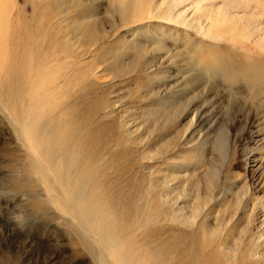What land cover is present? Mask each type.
<instances>
[{
  "label": "rangeland",
  "instance_id": "374dc122",
  "mask_svg": "<svg viewBox=\"0 0 264 264\" xmlns=\"http://www.w3.org/2000/svg\"><path fill=\"white\" fill-rule=\"evenodd\" d=\"M53 1L2 9L0 264H151L175 241L264 264V0ZM7 100L56 172L83 168L66 204L89 214L60 207Z\"/></svg>",
  "mask_w": 264,
  "mask_h": 264
},
{
  "label": "bare ground",
  "instance_id": "6f19581e",
  "mask_svg": "<svg viewBox=\"0 0 264 264\" xmlns=\"http://www.w3.org/2000/svg\"><path fill=\"white\" fill-rule=\"evenodd\" d=\"M6 1V0H5ZM4 0H0V24H2V13L4 12V7L6 8V5L8 4V1H7V4ZM57 0H54L53 2L56 3ZM130 4H127V6H129ZM126 6V7H127ZM157 7V6H156ZM67 7L64 8V10H67L66 9ZM121 8V7H120ZM130 8V7H129ZM125 9V8H124ZM132 11H129V12H132L135 10V8H131ZM134 9V10H133ZM121 15L123 16V11H121ZM126 13V12H125ZM170 15V14H169ZM81 17V18H80ZM80 17H76L75 19L72 20V22L74 23H77L79 22H82L81 19L82 18H91L92 17V14L91 15H86V17H83V16H80ZM91 21L93 19H90ZM173 20V19H172ZM89 21V20H88ZM88 21L86 22L87 23V26H88ZM90 21V22H91ZM83 23V22H82ZM85 23V22H84ZM77 29L80 30V33L82 32H85L83 35H87L89 38L90 37H93V36H97L98 35V31L95 29V25H90L88 26L87 29L86 26L82 27L81 24L80 25H76ZM1 27V26H0ZM38 27V26H37ZM74 27V26H72ZM76 29V30H77ZM3 34V33H2ZM4 35V34H3ZM92 39V38H91ZM129 42H131V40H129ZM7 52V51H6ZM1 53V52H0ZM5 54V53H4ZM2 55V54H1ZM3 61V57L1 56L0 57V66L2 65V62ZM31 68V67H30ZM16 72V71H15ZM95 75V74H94ZM33 91V90H32ZM3 91H2V87H1V84H0V97L3 95ZM5 96V95H4ZM7 102H4L7 110H8V113H9V116L11 118H13L12 120H14L16 122V124L18 123V126H17V132H18V136L20 138V135L24 138V141L27 140V145H30L31 148L36 152L37 156L39 157V159L44 163L46 162V164H50L51 168L47 169L49 173H51V175L53 176L52 178H50L49 175H45L46 178H50L52 180L53 183H55L56 185L55 186H58L60 188V193H61V197L57 198V202L59 203L60 207L63 209V211H66V213L68 212L70 216H72L73 218H76L79 220V216L80 215H87V211L84 210V212L82 211V208L80 207H71L69 208V206L66 204L67 202L70 203H74L73 202V197H74V193H77L75 192V187H76V184L78 183L79 179L81 178L82 174L84 173V170L83 168L80 166V164L76 163L75 165H71L69 164V166L67 167H63L62 170L60 167H58L60 169V171L56 172L55 170V167L53 164V160H51L50 156L47 154V149L48 147L46 145H41L40 147H36L35 148V142L34 141H31L33 140V134H31V126L33 125V122H35V117L31 114V113H25V115H22L21 112L19 113L18 110H16V106H15V103L13 102H9V100H7ZM3 104V105H4ZM19 108V107H18ZM43 110V109H41ZM26 112V111H25ZM12 114V115H11ZM46 120V119H45ZM38 131V130H37ZM47 132V131H46ZM31 139V140H30ZM31 141V142H30ZM25 144V143H24ZM59 144V143H58ZM53 146V145H52ZM57 146V144H56ZM74 150V149H73ZM89 152V151H88ZM73 155V154H72ZM78 155V154H77ZM89 156V155H88ZM70 158V157H68ZM84 159V158H83ZM84 162V161H83ZM87 164V163H86ZM71 166V167H70ZM49 180V182L51 181ZM45 182V181H44ZM47 186V184H45ZM78 185V184H77ZM78 188V187H77ZM82 189V188H81ZM173 189V188H172ZM171 189V190H172ZM81 191V190H80ZM86 192V191H85ZM67 196V197H66ZM54 198V199H55ZM65 198V199H64ZM83 199V198H82ZM80 200V199H79ZM203 200V199H202ZM210 200V199H209ZM66 201V202H65ZM54 202V201H53ZM263 203V201H262ZM261 203V204H262ZM204 204V203H203ZM138 206V205H137ZM58 207V208H60ZM130 207H132V205H127V208H126V213L127 215H131L132 212L134 213L135 210L134 208L132 207V210H130ZM204 207V206H203ZM256 207V206H255ZM259 207V206H257ZM138 208V207H137ZM141 210V209H140ZM147 210V209H146ZM178 210V209H177ZM251 211V210H250ZM139 212L140 211H137V214L139 215ZM160 213V212H159ZM162 213V212H161ZM89 214V213H88ZM197 215V213H195ZM156 216H158L156 214ZM155 216V217H156ZM161 216H164V212H163V215ZM253 216V215H252ZM207 217V216H206ZM88 217H86V220H87ZM157 218V217H156ZM159 218H162V217H159ZM177 219V217H174ZM180 218V217H179ZM202 218V217H201ZM231 218V217H230ZM126 219V217H125ZM124 219V220H125ZM251 220V219H250ZM126 221V220H125ZM129 221V220H128ZM127 221V222H128ZM134 220H132V223H133ZM142 222V221H141ZM235 222V221H234ZM111 223V222H110ZM150 223V221H149ZM148 223V224H149ZM236 224V223H234ZM142 225V223H141ZM202 225V224H201ZM200 225V226H201ZM210 225V224H209ZM222 225V224H221ZM227 225V224H226ZM130 226V225H129ZM184 226V225H183ZM223 226V225H222ZM232 226V225H231ZM89 227V226H88ZM103 227V225L101 226V228ZM131 227V226H130ZM134 227V226H133ZM148 227V226H147ZM131 229V228H130ZM135 229V228H134ZM86 230V229H85ZM88 230V229H87ZM203 230V229H202ZM89 233L87 234L89 237H91L95 242L96 244H98V247L100 248L102 246V244L107 247L106 245V242H105V238L103 237V234L99 233L97 229H93V230H88ZM197 231V230H196ZM201 231V230H200ZM199 232V231H198ZM103 233V232H102ZM110 235V234H109ZM206 235V233H205ZM208 235V233H207ZM203 237V236H202ZM260 237V236H259ZM118 238V236H117ZM116 240V239H115ZM114 240V241H115ZM184 240V239H183ZM197 240V239H196ZM93 241V242H94ZM221 241V240H220ZM94 242V243H95ZM194 242V241H193ZM197 242V241H196ZM195 242V244H196ZM206 242H208V245H212L210 243V240L208 241H204L203 243V247H205V244ZM212 242V241H211ZM214 242V241H213ZM222 242V241H221ZM161 243V242H160ZM192 244V242H191ZM194 244V243H193ZM159 245V244H158ZM215 245V244H214ZM156 246V245H155ZM192 246V245H190ZM201 246V245H199ZM216 246V245H215ZM217 247V246H216ZM214 247V248H216ZM112 248V247H111ZM182 248V247H181ZM185 248V247H184ZM190 248H193V247H190ZM197 248V247H196ZM202 248V247H200ZM206 248V247H205ZM219 250V248H217ZM104 250V248H103ZM106 250V249H105ZM184 250V249H183ZM199 250V248H198ZM202 250V249H200ZM212 250V248H211ZM210 250V251H211ZM102 251V250H101ZM181 250H179V244L175 242H163L160 246H158L157 248H152V257H151V264H192L193 262L196 263L195 261V258L192 256L193 254L191 250H187L185 249L184 251H182V253H180ZM186 251L185 254H183L184 252ZM104 252V251H103ZM203 252V251H202ZM104 253H107V252H104ZM196 253V252H195ZM194 253V255H195ZM201 253V252H200ZM199 253V256L201 255ZM257 253V251L254 252V255ZM100 254V252H99ZM114 254V253H113ZM117 254V253H116ZM168 254L170 256V254L172 255V257H168ZM187 254V255H186ZM198 254V253H196ZM204 254V253H203ZM216 252L215 251H211L209 253V256L208 258L202 260L200 262V264H221L220 260L218 259L219 257H217V255H215ZM202 256V255H201ZM100 257V255H99ZM201 258V257H200ZM202 259V258H201ZM197 260V259H196ZM228 260V259H227ZM200 261V259L198 260ZM103 259L99 258L98 260V263L99 264H103ZM229 262V261H227ZM113 264H126V261L124 260H121L120 257L118 256V259L115 260V262H112ZM255 264V263H254ZM259 264V263H258Z\"/></svg>",
  "mask_w": 264,
  "mask_h": 264
}]
</instances>
